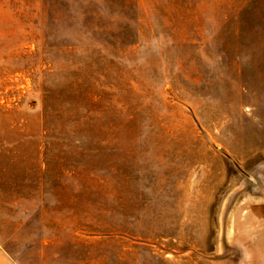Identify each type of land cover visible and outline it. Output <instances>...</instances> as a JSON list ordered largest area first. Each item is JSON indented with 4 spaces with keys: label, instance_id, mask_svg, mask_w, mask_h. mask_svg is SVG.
<instances>
[{
    "label": "rangeland",
    "instance_id": "374dc122",
    "mask_svg": "<svg viewBox=\"0 0 264 264\" xmlns=\"http://www.w3.org/2000/svg\"><path fill=\"white\" fill-rule=\"evenodd\" d=\"M250 238L264 0H0L7 257L243 264Z\"/></svg>",
    "mask_w": 264,
    "mask_h": 264
},
{
    "label": "bare ground",
    "instance_id": "6f19581e",
    "mask_svg": "<svg viewBox=\"0 0 264 264\" xmlns=\"http://www.w3.org/2000/svg\"><path fill=\"white\" fill-rule=\"evenodd\" d=\"M263 239V240H262ZM262 239H247L245 245L247 246V255L250 259L249 263L243 264H264V238Z\"/></svg>",
    "mask_w": 264,
    "mask_h": 264
},
{
    "label": "crops",
    "instance_id": "0c3cea01",
    "mask_svg": "<svg viewBox=\"0 0 264 264\" xmlns=\"http://www.w3.org/2000/svg\"><path fill=\"white\" fill-rule=\"evenodd\" d=\"M3 247L0 243V264H22L14 255H10V258L5 255V253L2 251Z\"/></svg>",
    "mask_w": 264,
    "mask_h": 264
}]
</instances>
